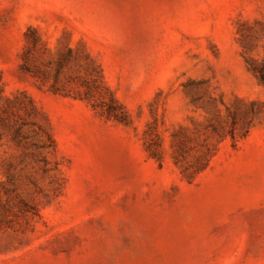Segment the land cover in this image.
I'll use <instances>...</instances> for the list:
<instances>
[{
	"label": "rangeland",
	"instance_id": "obj_1",
	"mask_svg": "<svg viewBox=\"0 0 264 264\" xmlns=\"http://www.w3.org/2000/svg\"><path fill=\"white\" fill-rule=\"evenodd\" d=\"M0 264H264V0H0Z\"/></svg>",
	"mask_w": 264,
	"mask_h": 264
}]
</instances>
